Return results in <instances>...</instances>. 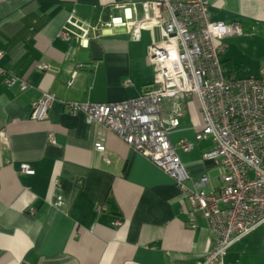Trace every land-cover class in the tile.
<instances>
[{"label":"crops","instance_id":"obj_1","mask_svg":"<svg viewBox=\"0 0 264 264\" xmlns=\"http://www.w3.org/2000/svg\"><path fill=\"white\" fill-rule=\"evenodd\" d=\"M143 1L0 0V67L6 72L0 75V264H198L212 249L204 214L193 210L173 177L65 105L120 102L150 88L148 49L153 38L163 39L162 30L143 31L137 41L125 26L100 22L125 18L124 4L132 9L127 15L140 19ZM210 3L212 21L238 22L243 30L223 41L225 77L259 76L264 0ZM71 22L99 26L88 46L74 34L61 37L66 29L76 31ZM14 77L26 78L29 87L8 86L6 79ZM45 93L56 96L49 117L33 120V104ZM170 111L166 104L163 116ZM202 126L200 101L193 98L180 128L170 134L194 180L221 174L204 160L211 140L197 141ZM183 140L193 145L191 151L180 148ZM23 164L32 172L23 173ZM216 169L220 174L212 177ZM223 264H264V225L234 244Z\"/></svg>","mask_w":264,"mask_h":264},{"label":"built area","instance_id":"obj_2","mask_svg":"<svg viewBox=\"0 0 264 264\" xmlns=\"http://www.w3.org/2000/svg\"><path fill=\"white\" fill-rule=\"evenodd\" d=\"M127 5L122 6L125 18L100 22L109 27L125 26L137 41L143 31L153 34L156 28L162 30L163 39L153 38L148 49L147 64L154 72L152 85L139 97L120 102L65 105L73 115L83 113L88 124L116 134L176 180L193 210L204 214L213 234L212 249L198 264H223L234 244L264 225V65L259 76L225 77L220 60L223 41L242 35L243 30L238 22L212 21L210 0H144L140 19H135L133 12L127 15L132 11ZM71 25L76 31L66 29L61 37L68 40L74 34L85 46L91 32L99 30V26ZM38 67L43 71L49 68L45 64ZM5 73L0 67V75ZM76 76L77 72L67 82L68 87L74 85ZM6 83H19L23 90L29 87L26 78L14 77ZM193 98L200 101L203 114L196 139L211 140L203 157L221 170L216 178L203 175L192 179L170 140ZM55 101V95L45 93L34 102L31 118L46 120ZM166 104L171 111L165 118L162 111ZM50 142L56 145L53 134ZM180 148L189 152L193 145L183 140ZM98 151H103L102 146ZM22 172L32 169L23 164Z\"/></svg>","mask_w":264,"mask_h":264},{"label":"rangeland","instance_id":"obj_3","mask_svg":"<svg viewBox=\"0 0 264 264\" xmlns=\"http://www.w3.org/2000/svg\"><path fill=\"white\" fill-rule=\"evenodd\" d=\"M212 14L213 15H215L216 13L215 12H212ZM215 19H219V18H215ZM214 19V20H215ZM228 38H231V37H228ZM227 38H225L224 39V41L226 40ZM226 48V47H225ZM225 69V68H224ZM238 73H241V75H244L245 73H246V71L245 70H241V71H239ZM226 75V74H225ZM187 159H193L192 158V156L191 155H189L188 156V158ZM185 161V160H184ZM220 174V170L218 169H216V170H213L211 173H210V175L213 177V176H217V175H219Z\"/></svg>","mask_w":264,"mask_h":264},{"label":"water","instance_id":"obj_4","mask_svg":"<svg viewBox=\"0 0 264 264\" xmlns=\"http://www.w3.org/2000/svg\"><path fill=\"white\" fill-rule=\"evenodd\" d=\"M93 45H96V44H93Z\"/></svg>","mask_w":264,"mask_h":264}]
</instances>
